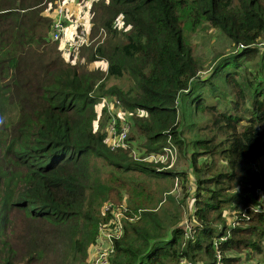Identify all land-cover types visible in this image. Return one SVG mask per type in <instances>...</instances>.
Masks as SVG:
<instances>
[{
  "label": "trees",
  "instance_id": "1",
  "mask_svg": "<svg viewBox=\"0 0 264 264\" xmlns=\"http://www.w3.org/2000/svg\"><path fill=\"white\" fill-rule=\"evenodd\" d=\"M55 1L0 0V264L88 263L104 204L126 188L132 219L108 264H239L242 251L263 264L264 177L247 165L264 157V0H91L87 33L104 35L71 52L50 36ZM203 27L234 45L207 75L188 38ZM216 77L224 106L200 91L216 93ZM106 94L130 112L126 147L96 125ZM168 139L194 174L191 228L185 200L163 202L137 179L177 175L188 192L187 172L131 156Z\"/></svg>",
  "mask_w": 264,
  "mask_h": 264
},
{
  "label": "rangeland",
  "instance_id": "2",
  "mask_svg": "<svg viewBox=\"0 0 264 264\" xmlns=\"http://www.w3.org/2000/svg\"><path fill=\"white\" fill-rule=\"evenodd\" d=\"M91 0H75V2L69 6L68 9H66L65 15H64V24H65V31L66 32V37L67 40L68 38V29L70 32L75 31V33H73V35H78L79 36V32L83 29L86 30L89 28L87 27V23H85L86 20V11H89V4ZM89 13V12H88ZM53 15V13H52ZM90 19V17H89ZM68 27V29H67ZM65 31H64V36H65ZM102 30L99 29L98 33H96L93 37H95L94 42H96V40L98 39V37H103L101 32ZM51 33V30H50ZM104 35V33H103ZM51 36V34H50ZM189 40L194 43L195 45V53L196 56L198 57V59L201 61L204 69H201L199 71V73L201 75H207L210 73L211 71V67H209L210 64L215 63V61H217V57L219 55H227L232 53L231 51L234 50V45L232 46L231 43H229L230 41L228 39H226L223 35H221L220 33L218 34V30L213 29V28H208V27H203L197 30V32H194L192 34H190L188 36ZM52 39V38H51ZM264 40V37L262 39V41ZM264 44V43H261ZM85 48H82L78 51V57L79 55H83L85 53L84 51ZM78 60L80 59L77 58ZM76 59V60H77ZM249 60V59H248ZM253 60H258V57H254L251 60H249V62L247 61V67L251 68L252 70H254L255 67H257V63L256 62H251ZM244 61V59L242 60ZM97 65H106V63L104 61H98ZM208 67V68H206ZM234 69V65L233 64H228L225 69L224 72L229 70H233ZM117 82L121 85H127V81L121 79V80H117ZM212 84L217 88L216 93H214L211 89H212V85H210V83H206L201 89L200 91L203 92L204 94V101L206 103H215L218 102L221 106H224L225 103L228 101V99L231 97V95L229 94V90L227 88V85L223 82V79L221 77H216L212 80ZM112 97V96H110ZM122 106V105H121ZM97 110H98V117L96 120V125L99 127H102L103 130H105V125H106V115L104 113V111H101V106L100 103L98 102L97 104ZM122 116H124L125 118H127L128 120H130L129 116H130V112L127 111L123 106L121 108V113ZM205 119L203 118V121H198V123L204 122ZM131 129V128H130ZM184 135L191 137V134L193 132H188L187 130L184 129ZM178 149V148H177ZM137 150V149H136ZM138 151V150H137ZM142 152V151H140ZM263 154H261L259 156V158L252 164H248L247 166L252 168V170L254 171H258L260 172V174H262V177H264V162L261 161V158ZM174 170H185L188 174V181L186 183L188 192H186L181 186V180L180 178L175 175L174 177H166V178H161V179H156V180H147L144 177H138L137 179L139 181H142L141 185L142 187H144L145 189H148V193L149 195L157 198V199H162L163 202H166V199L164 198L167 194L172 195L175 197V199L177 200H185L184 203V210H183V220L184 223H186L190 228L191 225L193 224L192 222H190V220L188 219V213H189V209L190 206L193 205L192 204V194L193 191L195 189V179H194V174L192 173V171L189 168L188 165V160H187V154L179 151L178 154V158L176 159V161L174 162V167L172 168ZM114 198H118V196H114ZM121 197L122 200L120 202H109L115 206H125L126 210L125 213L130 216V208L128 206V203L131 207V200L134 198V191L132 189H125L122 190L121 192ZM158 204H160L158 202ZM227 220L229 222L230 217H227ZM235 220L231 222L232 225H234ZM241 259L239 264H254L255 258L254 259H247L245 257L244 251H242L240 254ZM91 258V251L89 256L87 257L88 263L89 260ZM200 261H196L194 264H199ZM87 261H82V262H77V263H73L70 262L69 264H88ZM262 264V263H261ZM264 264V263H263Z\"/></svg>",
  "mask_w": 264,
  "mask_h": 264
},
{
  "label": "built area",
  "instance_id": "3",
  "mask_svg": "<svg viewBox=\"0 0 264 264\" xmlns=\"http://www.w3.org/2000/svg\"><path fill=\"white\" fill-rule=\"evenodd\" d=\"M71 2L72 0L55 1L50 33L53 40L61 41L63 50L66 52H71L82 44L90 45L95 40V37L90 38L87 31L83 29L79 32L77 40L67 42L65 39L64 15ZM110 96L112 95H102L99 103L101 111L103 110L106 115V142L111 149H117L128 145L127 136L130 132L131 122L120 114L122 108L120 99L116 96ZM167 141L169 144L162 146L160 150L155 152L143 153L132 148L131 156L138 161L141 160L154 163L159 169L173 168L174 162L177 159L178 149L170 139ZM256 192L261 195L262 205L260 208L264 209V191L258 188ZM255 207V210L259 209L258 206ZM107 210L111 212V218L107 225L101 228L97 240L91 247V258L88 264H108L109 257L114 250L117 240H119L124 233V220L132 219L131 216L125 213V206H115L107 202L103 206V212ZM223 238L224 237H220V239Z\"/></svg>",
  "mask_w": 264,
  "mask_h": 264
},
{
  "label": "crops",
  "instance_id": "4",
  "mask_svg": "<svg viewBox=\"0 0 264 264\" xmlns=\"http://www.w3.org/2000/svg\"><path fill=\"white\" fill-rule=\"evenodd\" d=\"M72 2L74 3L75 2V0H72ZM72 2H71V4H72ZM91 2V1H90ZM70 4V5H71ZM91 4V3H90ZM90 4H89V7H90ZM69 5V6H70ZM88 7V8H89ZM69 8V7H68ZM67 8V9H68ZM89 11H86V22L85 23H87V27L89 28V24H90V19H89V17H90V13H88ZM67 29H68V27H67ZM88 29H86V31H87ZM66 32H67V30L65 31V39L67 40V37H66ZM73 33H75V31H72V32H70L69 31V29H68V38H69V40L70 41H73V40H77L78 38V35L76 36V35H73ZM98 61H102V60H96V61H94L93 62V64H95V65H97L98 64ZM261 161H263L264 162V160H263V158H261Z\"/></svg>",
  "mask_w": 264,
  "mask_h": 264
}]
</instances>
